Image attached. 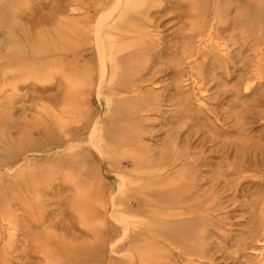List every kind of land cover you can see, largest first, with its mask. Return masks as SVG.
Wrapping results in <instances>:
<instances>
[{"label": "rangeland", "instance_id": "374dc122", "mask_svg": "<svg viewBox=\"0 0 264 264\" xmlns=\"http://www.w3.org/2000/svg\"><path fill=\"white\" fill-rule=\"evenodd\" d=\"M0 264H264V0H0Z\"/></svg>", "mask_w": 264, "mask_h": 264}, {"label": "bare ground", "instance_id": "6f19581e", "mask_svg": "<svg viewBox=\"0 0 264 264\" xmlns=\"http://www.w3.org/2000/svg\"><path fill=\"white\" fill-rule=\"evenodd\" d=\"M126 1H128L129 2V0H126ZM129 11V9H127V12ZM126 12V11H125ZM24 34L25 35H27V32H24ZM24 35V36H25ZM107 40H109V38L107 37ZM109 42V41H108ZM34 43L35 44H37V45H40V40H34ZM42 43V42H41ZM101 43V42H100ZM106 46H108L107 45V43H106ZM109 50H110V48L108 47L107 49H104V48H102V52H103V54H106V56H108L110 53H109ZM128 84L129 83H127L126 85H124V84H117L116 85V87H120V88H124V89H126V88H128ZM120 119H123V117H121ZM126 120V118L124 119V121ZM21 134L22 135H26V134H23V132L22 133H20V135L19 136H21ZM116 138H117V140L118 141H122V140H124L126 143H128V142H130L131 140H133L132 139V137L131 136H129V135H126L125 133H124V135H117L116 136ZM17 141V145H18V152L17 153H21L20 151H26V150H29V148L31 149V147L33 146H31V145H29V148H28V145H26L25 143H23L20 139H18V140H16ZM53 143V142H52ZM60 143V142H59ZM16 145V146H17ZM119 205H121V203H119ZM152 205V204H151ZM115 206V205H114ZM157 236V235H156ZM109 237H111V236H109ZM112 238V237H111ZM112 239H114V238H112ZM37 240H42V237H40V238H38ZM44 240V239H43ZM110 240V239H109ZM103 241H104V239H103ZM109 242V241H108ZM105 243V242H104ZM101 245V244H100ZM263 245V244H262ZM105 246V245H104ZM103 246V248H105ZM101 247V246H100ZM102 247L101 248H99L98 250L99 251H103L104 249H103ZM119 248V243H116L115 244V246L113 247V250L115 251V249H118ZM82 249V248H81ZM87 249V248H86ZM80 249H78V251H79ZM84 251H85V248L83 249ZM83 250H81V251H83ZM91 250V249H90ZM96 250V249H95ZM95 250L93 251V252H95ZM112 250V251H113ZM83 251V252H84ZM87 251V250H86ZM88 252V251H87ZM93 252H91V253H93ZM67 253V252H66ZM77 253V252H76ZM96 253V252H95ZM98 253V252H97ZM68 254V253H67ZM69 255V254H68ZM74 255V254H73ZM98 255V254H97ZM102 255H104V254H102ZM99 256V255H98ZM77 259V258H76ZM101 259V258H100ZM69 262V261H68ZM72 262V261H71ZM99 262V261H98ZM101 262V261H100Z\"/></svg>", "mask_w": 264, "mask_h": 264}]
</instances>
